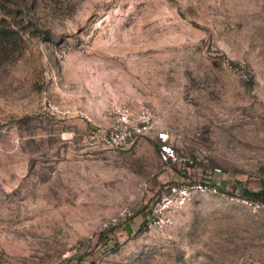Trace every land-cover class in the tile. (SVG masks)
Here are the masks:
<instances>
[{
	"label": "rangeland",
	"instance_id": "374dc122",
	"mask_svg": "<svg viewBox=\"0 0 264 264\" xmlns=\"http://www.w3.org/2000/svg\"><path fill=\"white\" fill-rule=\"evenodd\" d=\"M124 106L154 130L105 148ZM262 181L264 0H0V264H264Z\"/></svg>",
	"mask_w": 264,
	"mask_h": 264
},
{
	"label": "built area",
	"instance_id": "2783aa9c",
	"mask_svg": "<svg viewBox=\"0 0 264 264\" xmlns=\"http://www.w3.org/2000/svg\"><path fill=\"white\" fill-rule=\"evenodd\" d=\"M154 130L151 115L144 107L134 113L129 107L116 109L113 121L106 129L95 133L98 142L105 148L123 147ZM159 141V158L166 164L180 161L166 131H156ZM218 171V170H217ZM220 187L212 181H191L171 184L156 197L146 218L147 229L161 228L170 223L173 214L182 208L195 193L219 194Z\"/></svg>",
	"mask_w": 264,
	"mask_h": 264
},
{
	"label": "trees",
	"instance_id": "16d2710c",
	"mask_svg": "<svg viewBox=\"0 0 264 264\" xmlns=\"http://www.w3.org/2000/svg\"><path fill=\"white\" fill-rule=\"evenodd\" d=\"M5 34L6 36L8 35V33ZM220 191L223 192L225 189L220 188ZM231 195L234 194L232 193ZM236 196L252 203L264 204V181L260 183V188L257 191L247 190L245 187L240 186Z\"/></svg>",
	"mask_w": 264,
	"mask_h": 264
}]
</instances>
